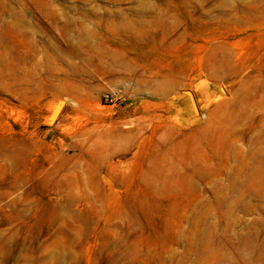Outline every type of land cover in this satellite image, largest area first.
Here are the masks:
<instances>
[{
    "label": "rangeland",
    "instance_id": "374dc122",
    "mask_svg": "<svg viewBox=\"0 0 264 264\" xmlns=\"http://www.w3.org/2000/svg\"><path fill=\"white\" fill-rule=\"evenodd\" d=\"M0 264H264V0H0Z\"/></svg>",
    "mask_w": 264,
    "mask_h": 264
},
{
    "label": "built area",
    "instance_id": "2783aa9c",
    "mask_svg": "<svg viewBox=\"0 0 264 264\" xmlns=\"http://www.w3.org/2000/svg\"><path fill=\"white\" fill-rule=\"evenodd\" d=\"M102 104L124 105L127 103L126 93L120 86L112 87L101 94Z\"/></svg>",
    "mask_w": 264,
    "mask_h": 264
}]
</instances>
